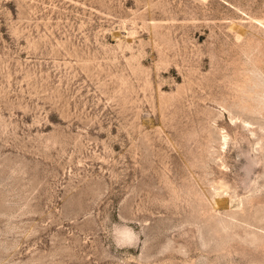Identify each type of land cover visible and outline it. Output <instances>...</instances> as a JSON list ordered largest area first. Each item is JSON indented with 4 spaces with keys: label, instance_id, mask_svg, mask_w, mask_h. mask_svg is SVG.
<instances>
[{
    "label": "rangeland",
    "instance_id": "obj_1",
    "mask_svg": "<svg viewBox=\"0 0 264 264\" xmlns=\"http://www.w3.org/2000/svg\"><path fill=\"white\" fill-rule=\"evenodd\" d=\"M0 264H264V0H0Z\"/></svg>",
    "mask_w": 264,
    "mask_h": 264
}]
</instances>
